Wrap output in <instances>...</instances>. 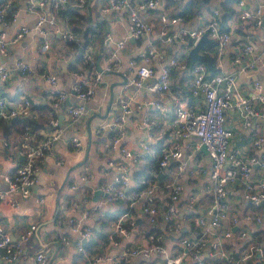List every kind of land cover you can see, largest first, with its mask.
Returning a JSON list of instances; mask_svg holds the SVG:
<instances>
[{
  "label": "built area",
  "instance_id": "obj_1",
  "mask_svg": "<svg viewBox=\"0 0 264 264\" xmlns=\"http://www.w3.org/2000/svg\"><path fill=\"white\" fill-rule=\"evenodd\" d=\"M14 1L3 0L0 5V56H6L9 45L19 42L30 31L41 39L40 54L50 49L49 37L81 45L82 62L70 86L71 95L80 102L66 109L67 118L72 122L86 112L85 103L96 93L103 73H120L134 87L155 95L134 104L119 99L120 115L114 122L116 133L104 147L105 152L118 155L123 161L112 164L110 169H116L115 175L110 177L105 173L106 182L98 190L106 195L104 203L123 202L128 211L108 224L106 212L102 210L91 214V223L86 222L89 218L86 213L78 219L58 221L66 229L61 242L74 249L79 264H131L136 258L156 259L158 264H264V133L254 126L256 119L264 118V77L254 76L258 75L259 58L264 59V0L234 2V13L225 30L221 28L219 8H213L205 22L195 28L188 27L180 14L159 13V36L165 37V43L181 42L180 52L186 61L179 54L169 55L164 45L154 44L153 25L142 17L157 10L163 0L99 3L100 17L126 10L128 30L111 47L108 45L112 41L110 34L102 39L108 54L101 72L94 68L97 55L93 44H81L71 29L72 22L79 20V13L85 10L87 0H25V9L35 17L34 24L19 25L13 38L8 39L7 28L18 20ZM9 8L13 11L6 20ZM170 26L176 29L167 33ZM239 28L242 35L237 38L235 32ZM204 35L215 43L213 66L217 72L213 76L206 63L190 65L187 61L189 51ZM130 39H145L146 47L128 61L131 72L128 78V73L120 71V62L121 51ZM200 52L207 53L203 49ZM31 70L29 63L21 59L15 61L12 69L0 64V85L8 83L12 72L23 79ZM175 74L185 79L189 99L172 86L171 78ZM247 75L252 82L249 93L245 94L239 77ZM40 77L52 87L47 96L52 108L58 109L70 94L57 91L55 75L44 72ZM161 97H166L172 107L168 137L157 160L158 171L152 174L154 180L141 179L137 183L128 174L127 165L137 167L147 162L156 149L142 142L139 151H131L125 145L121 127L135 111L161 110ZM33 106L25 94L10 101L0 91V123L30 117ZM228 112H235L239 118L237 132L227 125ZM156 125V118L147 116L139 126L150 130ZM46 129L41 135L28 126L21 129L14 137L17 158L13 159L11 170L0 169L4 184L0 200L8 201L12 207L17 205L15 197L24 200L32 196L38 165L52 155L55 144L62 138L63 129L56 117L47 120ZM242 137L244 144L236 147ZM7 140L0 128V151L8 144ZM72 144L79 146V141L73 138ZM203 146L206 154L201 152ZM78 179L72 174L66 189L74 190ZM79 180L84 181L85 177ZM188 181L203 195L188 191ZM203 196L208 198L207 204L202 202ZM138 209L144 218L139 229ZM37 225L38 222L27 225L14 241L0 224V264L15 263L21 257L23 244L34 236ZM96 226L101 231L99 236L95 233ZM139 230L146 233L142 241L136 239ZM163 231L174 237L173 244L165 242ZM98 237L103 241L86 249L85 243ZM112 248H119V252L112 255ZM33 262L49 264L50 256L39 249Z\"/></svg>",
  "mask_w": 264,
  "mask_h": 264
},
{
  "label": "crops",
  "instance_id": "obj_2",
  "mask_svg": "<svg viewBox=\"0 0 264 264\" xmlns=\"http://www.w3.org/2000/svg\"><path fill=\"white\" fill-rule=\"evenodd\" d=\"M195 1L197 0H163L157 10L149 11L142 15L143 18L153 25L151 38L154 40V44H159L158 46L164 45L169 55L176 56L179 54L181 42H164L165 37L159 36L157 16L159 13H166L169 16L177 15L184 10L189 2ZM220 1L209 0L210 10L206 8L208 4L199 8V10L194 5L193 7L191 6L192 14L185 18L186 25L192 28L200 26L208 18L207 14L213 8H219ZM105 2L106 0H87L85 10L79 13L80 19L71 24V29L81 39V44H84L83 41H86L87 44H93L97 55L95 69H97L98 65L100 67L103 66L107 61L108 47L102 45V39L105 35L110 34L112 41L108 45L111 47L115 41L124 38L128 33L126 10L110 12L100 17L99 3L104 5ZM13 8L18 10V20L7 28L8 39L13 38L19 25L25 24L31 27L35 21L33 14L25 9V0L14 1ZM87 27L91 28L89 32L86 31ZM175 29L176 26H170L167 28V33L173 32ZM0 30H2L1 26ZM74 30L78 32L75 33L76 31ZM235 33L238 38L242 35V29L239 28ZM236 36L234 37L236 38ZM49 42L50 49L48 52L40 54L38 49L41 39L36 32L30 31L22 40L9 45L6 56H0V64H5L11 69L15 61L19 59L28 62L32 69L30 74L23 79L17 76L15 72H12L8 83L0 85L2 95L10 101L18 99L23 94L29 97L35 106L31 117L35 119L37 128L35 132L37 135L46 132V122L52 116L56 117L58 121L61 118L59 125L63 129L62 138L55 144L52 155L47 156L38 165L32 196L24 200L15 197L16 207H12L8 201L0 200V224L10 233L12 240H17L19 234L27 225L38 222L34 236L23 244L21 257L15 263L3 264H34L33 257L39 249L49 254V264H79V257L74 249L65 247L61 242L62 237L66 235V229L65 226H60L58 221L62 219H78L83 213H86L89 217L86 222L91 223L93 220L91 214L96 210H102L106 212L105 219L108 224L110 220L128 211L123 202H117L112 205L104 203L106 195L101 190H98L106 182L105 173L110 177L115 175L116 169H110L112 164L123 161L118 155L105 152L104 147L116 133L114 122L120 115L119 99L134 104L155 97V95L144 88L138 89L129 82L122 85V79L118 76L106 74L94 96L85 103L86 112L84 115L72 122L67 118L66 109L80 102L71 95L70 86L73 82L74 72L80 67L78 57L79 54L82 55V48H80L81 45L77 46L72 42H61L50 37ZM176 44H179L180 48L179 46L176 47ZM235 45L232 48V53L235 51ZM145 47V39H130L121 51L120 71L128 73V78L131 77V72L128 71V61L143 51ZM258 67V75L254 76L264 77L263 57L259 58ZM44 72L57 77V91L70 94L68 100L63 103L64 108H61L62 105L58 109L52 108L51 100L47 96V92L52 87L40 77V74ZM171 81L172 86L179 89L184 97L187 87L181 74L173 75ZM239 82L243 93L248 94L251 89L252 79H249L248 75L241 76L239 77ZM161 102V110L150 111L143 108L140 111H135L122 125L121 129L124 132L125 145L131 151H139L142 142H147L155 148L158 141L162 140L163 145L167 139L169 122L172 118V107L166 97H161ZM147 116L156 118L157 125L150 130L139 126L143 118ZM227 118V125L237 132L239 124L237 114L228 112ZM9 124L10 122L5 125ZM103 124H107V126L103 127ZM254 126L264 133V118L256 119ZM19 127V124L13 125L8 129L7 133L2 130V134L11 135V138L7 140L8 144L2 147L0 151V169L3 171H10L13 159L17 158L14 137L18 135L17 129ZM73 138L79 141V146L72 144ZM238 143L240 142L236 143V147L241 146ZM82 161L84 162L82 163ZM145 163L147 162L141 163L137 167L127 165V172L135 182H137V179H134V174ZM86 166L87 171L85 172ZM72 174H76L79 179L85 177V180L80 181L78 179L75 183L77 187L69 191L66 189V185ZM143 176L145 175L140 176L138 179H144ZM186 188L188 191L192 190L198 195H203L202 191L195 187L193 182L188 181ZM3 189L4 184L0 180V191ZM40 198L42 199L41 202L38 200ZM202 202L207 204L208 198L203 196ZM73 203L76 204V207L72 209ZM136 213L138 216L137 229H139V224L144 222V218L139 209L136 210ZM106 221H103V224ZM95 229H98V227L96 226ZM135 233L134 231L133 235ZM163 233L165 242L169 245L173 244L174 237L167 231H163ZM145 235V232L139 230L136 239L142 241ZM110 252L112 255H116L119 252V248H112ZM158 263L159 261L157 262L156 259L146 260L143 258H136L131 262V264Z\"/></svg>",
  "mask_w": 264,
  "mask_h": 264
},
{
  "label": "trees",
  "instance_id": "obj_3",
  "mask_svg": "<svg viewBox=\"0 0 264 264\" xmlns=\"http://www.w3.org/2000/svg\"><path fill=\"white\" fill-rule=\"evenodd\" d=\"M209 0H197L195 2H189V4L186 5V7L184 8L183 11H181L179 14L185 18H188L187 16L190 14H192V10H191V6L193 7V5L195 6V8H197L199 10V8L201 7H204L206 4L208 8V10H210L211 8L209 7ZM237 0H221L219 2V9L222 11V16H221V19H220V22H221V28L223 30L227 29V21L232 17L233 13H234V9H233V4L234 2H236ZM3 3V0H0V5ZM13 11V8H9L7 10V13H6V16H5V19L6 20H9L10 19V16H11V12ZM75 12V11H74ZM80 19V17H79ZM91 28L87 27L86 31H90ZM76 31L75 33H77L78 31L77 30H74ZM74 33V32H73ZM85 36V35H84ZM84 44L86 45L87 42L86 41H83ZM159 45V44H158ZM214 46H215V43L213 41H210L209 43H206L203 47V51H206L208 52L210 55H212L213 57V65L215 63V54H214ZM187 61H188V64L190 65H194L196 63H199V62H192L191 59L189 57H187ZM78 62L81 63L82 62V55L79 54V57H78ZM214 67V66H213ZM215 69V68H214ZM217 71H215L214 73H211L210 72V75L213 76L216 74ZM174 89H177L176 87H174ZM184 97L185 98H188L190 97L189 95V92H185L184 93ZM35 108V106H33V109ZM35 119L32 118L31 116L28 117V118H17V119H14L10 122L9 125H5L6 123H0V128L4 131V133H7L8 132V129L10 127H12L13 125H17L19 124L20 127L17 129V132H20L21 129H23L25 126H28L32 129V131H36V123L34 121ZM10 126V127H9ZM3 137H5L6 139H10L11 138V135H5V134H2ZM155 149H156V152L151 156V157H148L147 159V163H145L140 170H138L135 174H134V179H137V182H139L140 179H138L140 176L142 175H145L143 176V178L148 181L149 179H152L154 180V177L152 176V174L154 173H157L158 171V166H157V160L159 159L160 157V151L162 149V140L158 141V144L155 145ZM150 172V173H149ZM141 186V185H140ZM100 227H103V225H101ZM95 233L99 236L101 235V231L100 229L96 230ZM103 239L101 238H97L96 240H92L90 242H87L85 243V247L86 249H91L93 245H95L96 243L98 242H102Z\"/></svg>",
  "mask_w": 264,
  "mask_h": 264
},
{
  "label": "water",
  "instance_id": "obj_4",
  "mask_svg": "<svg viewBox=\"0 0 264 264\" xmlns=\"http://www.w3.org/2000/svg\"><path fill=\"white\" fill-rule=\"evenodd\" d=\"M209 42H210V39H208L207 36L204 35L199 40V42L194 47H192V49L189 51V58L191 59L192 62H203V63H206V66L209 69V71L211 73H214L215 69L213 67V57H212V55H206V54H202L200 52L203 49L204 45L206 43H209ZM189 43H190V40H189ZM97 70L99 72H101V70H102L99 65L97 66ZM106 74L107 75L113 74L115 77L118 76L120 79H122L121 80L122 85H125L128 82L127 79L125 77H123L120 73H103L102 79L104 78V75H106ZM61 108H64V105H62ZM59 121L61 122V118H59ZM243 144H244V137L241 138V141H240V143H238V145H243ZM201 152L206 154V149H205L204 146L201 148ZM85 159H84V161H85ZM84 161H82V163Z\"/></svg>",
  "mask_w": 264,
  "mask_h": 264
},
{
  "label": "rangeland",
  "instance_id": "obj_5",
  "mask_svg": "<svg viewBox=\"0 0 264 264\" xmlns=\"http://www.w3.org/2000/svg\"><path fill=\"white\" fill-rule=\"evenodd\" d=\"M178 46H179V44H176V47H178ZM179 48H180V46H179ZM180 50H182V49L180 48ZM179 57H182L186 61V56H183L181 52L179 53Z\"/></svg>",
  "mask_w": 264,
  "mask_h": 264
}]
</instances>
